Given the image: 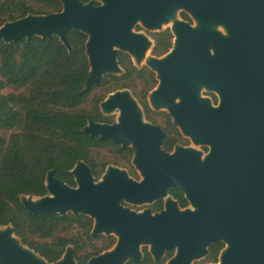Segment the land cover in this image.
I'll return each mask as SVG.
<instances>
[{"label":"water","instance_id":"obj_1","mask_svg":"<svg viewBox=\"0 0 264 264\" xmlns=\"http://www.w3.org/2000/svg\"><path fill=\"white\" fill-rule=\"evenodd\" d=\"M58 1L60 13L8 22L0 27V40L12 44L55 36L72 52L68 33L85 34L88 90L107 73L121 71L116 48L137 62L145 57L150 43L132 31L138 21L151 30L171 23L174 48L163 58L147 60L160 82L150 101L156 109H167L175 125L196 145H208L210 153L204 160L195 149L166 153L163 131L144 124L131 96L118 92L102 105L105 112L120 111L118 123L89 122L83 132L131 146L144 182L136 184L117 172L95 184L90 168L79 162L71 172L77 188L50 171L46 196L20 197L25 209L33 215L91 216L96 219L93 236L116 234V248L89 264L141 260V243L151 245L156 262L176 248L168 264H192L219 241L228 245L221 264H264V0H101L99 6ZM179 10L196 25L176 20ZM202 89L216 91L220 105L214 108L201 98ZM169 188L184 191L194 210L179 211L169 201L166 212L152 216L120 206L123 198L152 202ZM0 264H75V258L68 248L59 261L48 263L24 247L8 225L0 226Z\"/></svg>","mask_w":264,"mask_h":264},{"label":"trees","instance_id":"obj_2","mask_svg":"<svg viewBox=\"0 0 264 264\" xmlns=\"http://www.w3.org/2000/svg\"><path fill=\"white\" fill-rule=\"evenodd\" d=\"M61 11L58 0H0V27L28 15ZM68 40L72 52L55 36L12 44L0 40V92L7 88L23 90L19 94L0 93V132L10 133L8 138L0 136V226L11 225L23 245L48 263L59 261L68 245H76L71 238L56 236L62 225L75 219L71 215H33L20 197L46 196L50 171L57 179L75 186L70 172L79 161L88 162L91 150L120 146L83 132L89 121L102 120L98 107L101 101L95 102L93 112L81 107L104 81L85 90L90 73L88 37L70 31ZM170 48L169 37L160 38L154 54H165ZM134 70L127 67V72ZM111 78L124 82L127 74ZM176 196L183 207L187 205L181 192Z\"/></svg>","mask_w":264,"mask_h":264},{"label":"flooded vegetation","instance_id":"obj_3","mask_svg":"<svg viewBox=\"0 0 264 264\" xmlns=\"http://www.w3.org/2000/svg\"><path fill=\"white\" fill-rule=\"evenodd\" d=\"M95 5L99 6L98 3L95 4ZM183 19L185 21H189L190 20L189 16H188V19H185L184 17H183ZM146 37H148L150 39V41L152 40L155 43L154 49L156 48L160 38H166L167 39V37H169V41L171 42V48H172L173 36H172L170 31L159 32V33H147ZM171 48L169 49V51L171 50ZM154 49L152 51V55L155 58L163 57L164 55H166L169 52L168 51L165 54L156 55V54H154ZM120 58H122L124 60V65H122ZM117 59H118L119 66L120 67L122 66L124 68L125 73L123 75L127 74V79L131 78L133 73H136V72L139 73L141 71V75L144 76L143 74H145L147 76V79H148L149 83L152 84L151 88H153V85H155V84L158 85L159 84L157 82V79H156L157 78L156 73L153 72L152 70H150L147 67V65H146V67L144 66L141 69H139L140 71H137L138 68L134 65V63H133V61L131 59V55L118 52ZM128 63H132V66H130ZM127 67H129L131 69H135V70L132 71V72H127ZM123 75H121V76H123ZM121 76H111V77H121ZM102 81H103V79H102ZM142 95L146 96L144 91H143ZM203 98L208 99L211 102V105L214 108L218 107L220 105V103H221V98H220L219 94L216 91H211V90L209 91V90L205 89V94H204ZM142 101H143V107L145 108V112H146L147 118L152 121L151 125L159 127L164 133L163 142H162V150H164L166 153H168L170 155H173L178 147H182V148H185V149L192 147L194 149V146H196V147L197 146H202V145H196L193 142L192 138L189 135H186L182 131L180 126L175 125L174 119L170 115V113H157V112L155 113V112H152L149 109V106H147V104L145 103V97H144V99L141 100V102ZM99 111H100V108H99ZM158 115L164 117L163 118L164 121H163V125L162 126L159 125L156 120H152L151 116L157 117ZM100 117L102 119L100 122H93V121H89V122L99 123V124H107V125H113L114 124L112 122L103 121L104 119L102 118V114L101 113H100ZM89 122H88V124H89ZM183 135L186 138L189 137L191 141L188 138H187L188 141L185 140L186 138ZM97 138L99 140H101L99 137H97ZM190 142L192 144L191 146H188V145L184 146V145H186V144H188ZM103 148H106V147H103ZM192 148H190V149H192ZM96 149H100V148H96ZM117 149L118 150L115 151L114 155L117 158L123 160L125 166H122V167H124V168L118 166V164L114 165V164H109V163H106V162H96V163H95V161L93 162L92 159H91V155H90L91 151L89 153L88 162H85V161H79V162H83L86 166H88L90 168L91 174L93 176L95 184L103 182L104 179L108 175H110V173L113 175L114 173H117V172L125 174L126 177L129 180L133 181L136 184H141L142 182H144L145 177L141 173V170L134 163V159H135V156H136L135 151H133V149L131 147H126L125 149H121V146H119V148H117ZM202 153H203V154H201L202 160H204V158L210 153V147L208 145H204V149H203ZM77 164H76V166H77ZM76 166L73 168V170L76 168ZM71 172H70V174L72 175V177L74 179L75 186H71V185L67 184L64 181H61V180L57 179L54 176V174H53V176H54L55 179H57V180H59L61 182H64L69 187L77 188L76 178ZM96 177H98V179H99V180L97 179L98 180L97 182H96ZM178 192H181L182 198L186 201L187 205L184 206V207L182 206L180 198L178 196H176V194H178ZM169 201H172V202L176 203L177 208H178L179 211L187 210L188 207L191 204V202L188 200V198L186 196V193L184 191H182L181 189H178V188H169L168 191H167V195L165 197H162V198H159V199H155L152 202H145V203L132 202V201H129L128 199L123 198L120 201V206L123 209H127L130 212L135 213V214H143L146 211H150L151 215L155 216L157 214H161L164 211L165 212L167 211V206H168V202ZM150 204L151 205L153 204L154 207L141 209L142 206L150 205ZM67 215H69V214H67ZM62 217H64V216H62ZM74 219H75L74 222L77 225H79V226L81 225V229H85V234H86L87 238H91L92 240H98L99 238L104 236L105 233L93 236V231H94L95 225H96V219L95 218H93L91 216L79 214L78 218L74 217ZM78 220L80 222H76ZM118 242H119V238H118L117 242L115 243V245H113L112 248H110L111 250L107 249V250H109L108 252L113 251L116 248ZM74 243L76 245H68L66 247V250L69 247H73V255H74L75 260L78 262V264H84V262H85V264H89V262H90V260L92 258H96V257H99L100 255H103V254L107 253L106 252L107 250L103 251L105 253L98 251L96 254H93L91 256L85 255L84 257H80V254H81V251H82L83 247L76 240H74ZM143 244L144 243H141V249L139 247V251L141 253V260L130 259V260H127L124 264H166L164 257H162L160 261L156 262L155 258L151 254L150 249H148V248H143L142 249V245ZM107 247H109V246H107ZM226 248H227V244L225 242H223V241H219V242L214 243L211 246H209L208 247V253L205 256L207 259H209V262L207 264H221L222 255H223V252L225 251ZM66 250H65V252H66ZM176 251H177L176 248L172 249V250H167L165 252V255L171 254V253H175ZM65 252H64V254H65ZM171 258L172 257H170L168 260H170Z\"/></svg>","mask_w":264,"mask_h":264},{"label":"rangeland","instance_id":"obj_4","mask_svg":"<svg viewBox=\"0 0 264 264\" xmlns=\"http://www.w3.org/2000/svg\"><path fill=\"white\" fill-rule=\"evenodd\" d=\"M89 1L92 2L94 5L97 3L99 5H103V2L101 0H89ZM61 7L63 10L62 4H61ZM183 15H188L190 20L185 21L183 19V17H184ZM175 18H176V20H182V21L188 22L192 26L196 25L195 20L189 14L184 12L183 10L177 11ZM171 28H172V24L168 23V24L161 25V27L159 29L151 30V29H148L147 27H145L142 22L138 21L133 26L132 31L135 34H139V35H142L144 37L147 36V33H159V32L170 31L172 36H173L172 48H171V50H172L174 48V42L173 41L175 39V36L173 35ZM146 38L149 41L150 45H149V49L144 54L145 57L142 58L141 60H139L138 61L139 64H137L138 63L137 60H134V58L131 56V59H132L134 65L138 68L137 71H140L139 69H141L144 66L146 67L148 58L153 57L152 51L154 49L155 43L152 40L150 41V39L148 37H146ZM116 50L119 53L129 54L127 51H122L118 48H116ZM171 50L168 53H170ZM166 55H164L163 57H165ZM163 57H160V58H163ZM0 64H1V62H0ZM124 73H125V71H124V68L122 66H121L120 72L107 73L103 78L104 85L101 87L95 88L93 90V92L91 93V95L88 99V102L85 103L81 108L83 110L93 112L95 110V107H96L95 102L97 100H99L101 102L98 104V106L100 108V113L102 114V118L104 119L103 121L112 122L114 124L118 123V120L120 118V111L116 109V110H113L111 112H105L102 108V105L105 101H107V99L111 95L118 93V92H127L131 96V98L135 101V103L137 104V107L141 113V120L144 124L151 125V123H152V121L147 118L145 108L143 107V101L141 102V100L144 99V97H145V103L147 104V106H149V109L152 112L169 113L167 109H165V108L156 109L151 104L150 95L154 90L157 89L159 84L158 85L155 84V85H153V88H151L152 84L149 83L147 76L145 74H143L144 76H142L141 74H139L137 72L133 73L131 78L126 79L124 82H116V81H113L111 78V76H121ZM156 79H157V82L160 83L158 80V77ZM122 85H125V87L124 88L121 87ZM143 91H144L146 96L142 95ZM22 92H23V90H20V89L7 88V89L1 91L0 93L3 95H9V94H19ZM204 94H205V89H202L201 93H200V97L203 98ZM151 117H152V120H156L159 125H161V126L163 125V121H164L163 116L158 115L157 117H154V116H151ZM9 135H10L9 132H0V136H3L5 138H8ZM187 138L190 140L189 137H187ZM187 138L185 140H187ZM187 145L191 146L192 144L190 142L184 146H187ZM129 147H131V146H129ZM190 148H192V147H190ZM190 148H187V149H190ZM121 149H125V148H122V146H121ZM194 149L196 151L200 152L201 154H203L202 152L204 149V145L197 146V147L194 146ZM117 150L118 149L115 147L93 149V150H91V154H90L91 159L93 162L95 161V163L96 162H106V163L114 164V165L118 164V166H120V167L125 166L123 160L117 158L114 155L115 151H117ZM122 168H124V167H122ZM97 179H98V177H96V182L99 180V179L98 180ZM152 207H154L153 204L152 205L151 204L150 205H144V206H142L141 209L152 208ZM187 210H191V211L194 210L193 205L190 204V206L188 207ZM69 215H71L72 217L78 218V215H74L73 213H69ZM56 236L71 238L73 240L78 241L80 243V245L83 247L81 254H80V257H84L85 255L91 256L93 254H96L98 251L103 252L107 249H110V248H112L113 245H115V243L117 242V240L119 238L116 234L110 233V234H104V236H102L98 240H92L91 238H87V236L85 234V229H81V225L79 226L75 222H68L67 224L62 225L59 228ZM107 246H109V247H107ZM24 247L27 248V246H25V245H24ZM69 248L71 251H73V247H69ZM143 248H148L151 251V245L143 244L142 249ZM140 249H141V245H140ZM108 251L109 250H107L106 252L108 253ZM103 253H105V252H103ZM176 254H177V251L175 253H171V254H167V255L164 254L163 257L165 258V263L168 264L169 261L176 256ZM170 257H172V258L170 260H168ZM208 262H209V259H207L204 256L203 258L195 260L192 264H207ZM75 264H78V262L76 260H75Z\"/></svg>","mask_w":264,"mask_h":264},{"label":"bare ground","instance_id":"obj_5","mask_svg":"<svg viewBox=\"0 0 264 264\" xmlns=\"http://www.w3.org/2000/svg\"><path fill=\"white\" fill-rule=\"evenodd\" d=\"M139 61V60H138Z\"/></svg>","mask_w":264,"mask_h":264}]
</instances>
